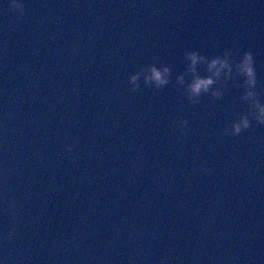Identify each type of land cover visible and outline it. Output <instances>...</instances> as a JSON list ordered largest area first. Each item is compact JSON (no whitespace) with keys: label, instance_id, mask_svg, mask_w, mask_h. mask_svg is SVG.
<instances>
[{"label":"water","instance_id":"obj_1","mask_svg":"<svg viewBox=\"0 0 264 264\" xmlns=\"http://www.w3.org/2000/svg\"><path fill=\"white\" fill-rule=\"evenodd\" d=\"M21 2L0 0L6 264H264V125L226 134L232 83L195 103L175 84L186 51L250 52L264 102V0ZM151 64L169 84L132 93Z\"/></svg>","mask_w":264,"mask_h":264},{"label":"clouds","instance_id":"obj_2","mask_svg":"<svg viewBox=\"0 0 264 264\" xmlns=\"http://www.w3.org/2000/svg\"><path fill=\"white\" fill-rule=\"evenodd\" d=\"M7 8L14 12L18 17L25 14L24 5L21 0H7ZM186 61V71L183 75L175 77V84L183 87L186 97L192 103L198 101L202 94H209L215 99H220L223 95L224 85L232 83L242 90L240 100L247 104L248 112L235 120L226 134L238 136L241 131L247 130L250 126V118L259 125H264V102H261V94L257 90L256 73L253 66V57L250 52H244L238 61H234L231 51H224L220 55L206 57L196 51H186L183 54ZM203 66L204 75L197 71L198 67ZM143 76L145 86L155 89H162L169 84L170 69L161 65L159 68L155 64L149 65L146 70L132 74L127 78V85L132 93L138 90V80ZM185 76L191 79L185 85ZM211 90V91H210ZM185 122H180V129L183 130ZM71 146H65L64 152L71 153ZM8 211L12 216L16 215V207L13 201L8 203ZM4 240L15 239V229L11 228L2 235ZM0 264H6L3 256H0Z\"/></svg>","mask_w":264,"mask_h":264}]
</instances>
